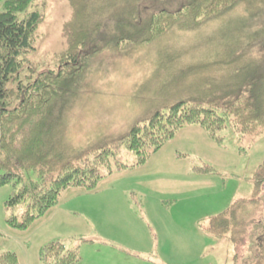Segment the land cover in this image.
Listing matches in <instances>:
<instances>
[{
    "label": "rangeland",
    "instance_id": "1",
    "mask_svg": "<svg viewBox=\"0 0 264 264\" xmlns=\"http://www.w3.org/2000/svg\"><path fill=\"white\" fill-rule=\"evenodd\" d=\"M181 1L162 5L175 8ZM143 2L147 9L159 0ZM35 9L43 20L33 49L21 56L20 80L55 70L66 50L69 2L32 0L27 12ZM148 11L139 9L143 17ZM237 55L264 66V0H240L197 29L172 28L148 45L101 50L88 60L81 89L65 105L60 121L64 145L81 150L126 132L187 93L182 75L172 79L175 70L193 68L199 76L212 77L214 64ZM219 135L221 143L200 126L185 125L144 164L114 171L90 191L66 189L58 204L26 229L7 224L5 201L15 187L1 186L0 250L15 252L21 264H44L39 252L51 241L77 247L79 264H251L264 232V200L253 215L248 241L237 252L238 263L231 241L211 236L206 227L209 217L251 195L254 172L264 161V133L242 135L227 122ZM122 155L127 163L134 160L125 149ZM204 166L211 173L198 169Z\"/></svg>",
    "mask_w": 264,
    "mask_h": 264
},
{
    "label": "trees",
    "instance_id": "2",
    "mask_svg": "<svg viewBox=\"0 0 264 264\" xmlns=\"http://www.w3.org/2000/svg\"><path fill=\"white\" fill-rule=\"evenodd\" d=\"M67 1L71 13L63 25L66 50L58 67L26 80L18 78L25 60L21 56L33 49L43 14L37 9L27 12L32 0H5L0 11V187H15L5 201L9 226L26 229L56 206L70 187L90 191L114 171L144 164L185 125L200 126L217 143L227 122L242 135L264 133V66L240 58V53L235 60L214 64L217 74L212 77L199 76L193 68L175 70L172 79L182 75L187 93L167 105V110L156 109L126 132L105 136L84 149L67 148L60 121L68 98L84 83L88 60L106 48L148 45L172 28L197 29L232 10L240 0H183L175 8H166L168 0H159L147 9L145 0ZM139 9L149 11L143 17ZM107 26L111 30H105ZM9 82L14 86L9 87ZM123 149L134 155L132 162L124 161ZM198 169L211 173L212 168ZM263 200L264 161L254 172L251 195L208 218L206 231L231 241L235 263ZM258 245L251 264H264V232ZM39 260L77 264L81 256L77 247L67 249L62 242L51 241L41 247ZM0 264L21 263L15 252L0 250Z\"/></svg>",
    "mask_w": 264,
    "mask_h": 264
},
{
    "label": "crops",
    "instance_id": "3",
    "mask_svg": "<svg viewBox=\"0 0 264 264\" xmlns=\"http://www.w3.org/2000/svg\"><path fill=\"white\" fill-rule=\"evenodd\" d=\"M81 261V260H80ZM80 261L77 263V264H79L80 263Z\"/></svg>",
    "mask_w": 264,
    "mask_h": 264
}]
</instances>
